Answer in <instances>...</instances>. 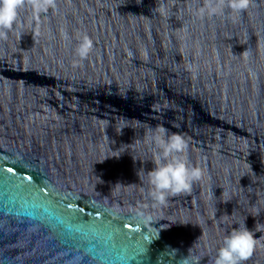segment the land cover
<instances>
[{"label": "water", "instance_id": "1", "mask_svg": "<svg viewBox=\"0 0 264 264\" xmlns=\"http://www.w3.org/2000/svg\"><path fill=\"white\" fill-rule=\"evenodd\" d=\"M204 8L18 11L0 40V264H209L244 225L257 242L245 264H264V0ZM159 128L203 172L163 205L147 178Z\"/></svg>", "mask_w": 264, "mask_h": 264}, {"label": "clouds", "instance_id": "2", "mask_svg": "<svg viewBox=\"0 0 264 264\" xmlns=\"http://www.w3.org/2000/svg\"><path fill=\"white\" fill-rule=\"evenodd\" d=\"M57 0H0V40L7 39V31L13 28L18 19V11L25 6H30L35 14L47 11L56 7ZM203 11L216 14L227 4L235 12L247 10L251 0H204ZM93 48L92 40L83 35L76 55L86 59ZM149 138L154 145L155 167L147 172L150 190L148 196L157 204L163 205L168 196H175L181 193H188L192 189L194 181L202 178V169L190 166L187 157V143L181 135H167L166 130L159 128ZM144 222L150 221L151 216L140 214ZM256 240L252 231L244 225L236 228L226 235L223 245L218 248L215 257L210 259L209 264H245L253 255L256 247ZM183 264H199V257L185 258Z\"/></svg>", "mask_w": 264, "mask_h": 264}]
</instances>
